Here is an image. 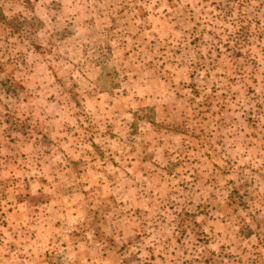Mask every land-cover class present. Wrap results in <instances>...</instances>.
<instances>
[{
    "label": "rangeland",
    "instance_id": "rangeland-1",
    "mask_svg": "<svg viewBox=\"0 0 264 264\" xmlns=\"http://www.w3.org/2000/svg\"><path fill=\"white\" fill-rule=\"evenodd\" d=\"M0 264H264V0H0Z\"/></svg>",
    "mask_w": 264,
    "mask_h": 264
},
{
    "label": "trees",
    "instance_id": "trees-1",
    "mask_svg": "<svg viewBox=\"0 0 264 264\" xmlns=\"http://www.w3.org/2000/svg\"><path fill=\"white\" fill-rule=\"evenodd\" d=\"M239 30H240V35L239 36H241L242 41L247 40V37H249L248 29H243L242 27H240ZM234 35H236V34H234ZM228 38L231 39L232 37L231 36H228Z\"/></svg>",
    "mask_w": 264,
    "mask_h": 264
}]
</instances>
